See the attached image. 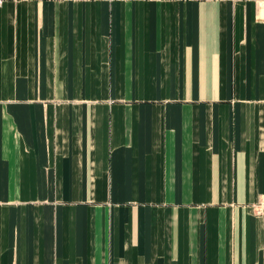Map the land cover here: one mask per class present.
Instances as JSON below:
<instances>
[{"label": "crops", "instance_id": "obj_1", "mask_svg": "<svg viewBox=\"0 0 264 264\" xmlns=\"http://www.w3.org/2000/svg\"><path fill=\"white\" fill-rule=\"evenodd\" d=\"M0 264H264V0H5Z\"/></svg>", "mask_w": 264, "mask_h": 264}, {"label": "built area", "instance_id": "obj_2", "mask_svg": "<svg viewBox=\"0 0 264 264\" xmlns=\"http://www.w3.org/2000/svg\"><path fill=\"white\" fill-rule=\"evenodd\" d=\"M5 0H0V8L3 6ZM87 1V0H85Z\"/></svg>", "mask_w": 264, "mask_h": 264}]
</instances>
